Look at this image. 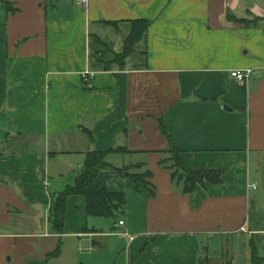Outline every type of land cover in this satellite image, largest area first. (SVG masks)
<instances>
[{
  "label": "crops",
  "instance_id": "0c3cea01",
  "mask_svg": "<svg viewBox=\"0 0 264 264\" xmlns=\"http://www.w3.org/2000/svg\"><path fill=\"white\" fill-rule=\"evenodd\" d=\"M139 19L151 22L143 53L104 70L93 36L120 53L126 22ZM246 69L259 76L231 78ZM87 71L93 77L85 81ZM171 147L182 151L183 169L223 170L222 184L183 193L160 164ZM117 148L128 151L109 153L111 168H101L97 182L128 194L125 218L114 227L98 223L85 198L71 196L58 234L55 195L74 184L88 152ZM258 156L264 0H90L86 10L76 0H0V264H55L65 256L92 264L111 238L125 246L118 262L199 264L206 239L264 234L246 227ZM117 157L152 173L154 197L119 176ZM59 243L61 255L49 259Z\"/></svg>",
  "mask_w": 264,
  "mask_h": 264
},
{
  "label": "trees",
  "instance_id": "16d2710c",
  "mask_svg": "<svg viewBox=\"0 0 264 264\" xmlns=\"http://www.w3.org/2000/svg\"><path fill=\"white\" fill-rule=\"evenodd\" d=\"M6 5L7 11L12 12V4L7 2ZM126 23L129 24V33L124 40L123 50L116 54L112 52V62H101L96 59V63L102 65L104 70H108L113 65L119 67L124 66L125 61L134 54L135 47L146 37L151 26V22L145 19L132 20ZM119 24V22L108 23V25L113 27H117ZM93 39L96 45H101V43L103 46L105 45L99 37L93 36ZM96 54L100 57V52ZM160 127L161 131L167 135L166 128L162 121L160 122ZM127 151V149L117 148L112 149L110 152L93 151L86 154L84 165L75 176L74 184L68 186L65 191L56 194L51 204V218L53 219V226L58 234L63 233L66 202L71 196H82L85 198L86 214L88 217L117 219L126 216L128 212V194L126 192H110L103 185L98 183L97 179L101 168H111L107 161L109 153L122 154ZM181 153V150L174 147H171L166 152L163 151L161 154H166L168 157L161 159L160 164L171 172L173 179H177L178 182L183 185V193L192 194L196 192L198 186L205 189L207 185L222 184L223 170H186L181 168ZM138 167L139 165L123 166L121 168H114V170L123 180L132 182L138 191L144 188L154 197L155 186L149 182L152 173L149 170L139 173ZM179 171L182 172V174H180ZM61 249V243H59L57 248L49 254L48 258H58L61 255ZM251 264H264V259L259 258L254 253L252 255Z\"/></svg>",
  "mask_w": 264,
  "mask_h": 264
},
{
  "label": "rangeland",
  "instance_id": "374dc122",
  "mask_svg": "<svg viewBox=\"0 0 264 264\" xmlns=\"http://www.w3.org/2000/svg\"><path fill=\"white\" fill-rule=\"evenodd\" d=\"M102 41V40H101ZM100 41V42H101ZM103 42V41H102ZM101 45H96L95 48L97 52H100V57L95 54V58L101 62H112L113 55L115 53L113 47L109 43L103 42ZM143 46L138 44L135 47V52L132 56L137 54H142ZM116 54V53H115ZM140 56V55H139ZM95 59V60H96ZM103 67L102 65H100ZM107 161L109 159L107 158ZM252 167L249 174L248 184L251 185L249 193V206L247 212V230H255L260 228L264 230V156L251 159ZM114 163L117 165L132 166L136 164L137 160L132 158L117 157L114 159ZM139 173L144 171L140 170ZM180 172V171H179ZM182 174V172H180ZM255 187V188H253ZM119 218H125L119 217ZM118 218V219H119ZM91 220H96L98 223L107 224L109 227H114V219L104 218ZM205 240L206 245L203 249L199 250L200 253L197 254L199 259V264H251L252 255L255 253L259 258L264 259V234H244L237 233L233 236L230 235V241L227 243L226 239L222 235H218V238ZM117 241V242H116ZM103 243V242H102ZM123 241L115 238L110 239V244H105L101 248V254L94 253L92 264L98 263L99 259H103V264H125L122 261L118 262V257L125 248ZM72 243L70 244V247ZM72 248V247H71ZM77 249V248H76ZM84 251V252H83ZM89 250H82L83 253H89ZM229 253V255H227ZM86 254L82 255L85 256ZM124 258V257H123ZM85 260V259H83ZM55 264H70L68 257H63L55 262Z\"/></svg>",
  "mask_w": 264,
  "mask_h": 264
},
{
  "label": "built area",
  "instance_id": "2783aa9c",
  "mask_svg": "<svg viewBox=\"0 0 264 264\" xmlns=\"http://www.w3.org/2000/svg\"><path fill=\"white\" fill-rule=\"evenodd\" d=\"M76 2L83 8L88 9L90 5V0H76ZM231 78L234 79L236 82L244 83L249 81L252 78H256L259 76L258 72L253 69H246V70H233L231 73ZM93 77L92 72H85L82 75L83 80L87 81L88 79ZM255 188V187H253ZM124 222L121 221L118 223V226H123ZM123 237H127L126 233H122ZM132 239V238H131Z\"/></svg>",
  "mask_w": 264,
  "mask_h": 264
}]
</instances>
